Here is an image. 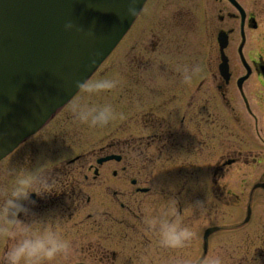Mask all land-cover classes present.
I'll list each match as a JSON object with an SVG mask.
<instances>
[{"label":"flooded vegetation","instance_id":"flooded-vegetation-1","mask_svg":"<svg viewBox=\"0 0 264 264\" xmlns=\"http://www.w3.org/2000/svg\"><path fill=\"white\" fill-rule=\"evenodd\" d=\"M143 10L122 41L119 95L106 94L120 105L119 137L45 167L61 190L33 194L32 210L66 217L69 264H264V0H148ZM70 104L45 127L53 133L10 155L13 169H33L46 137H76ZM173 195L195 233L181 249L145 225ZM197 202L203 213L186 210Z\"/></svg>","mask_w":264,"mask_h":264},{"label":"water","instance_id":"water-1","mask_svg":"<svg viewBox=\"0 0 264 264\" xmlns=\"http://www.w3.org/2000/svg\"><path fill=\"white\" fill-rule=\"evenodd\" d=\"M126 7L127 0H0V159L112 52L137 17L127 18ZM69 22L74 28L66 31Z\"/></svg>","mask_w":264,"mask_h":264},{"label":"clouds","instance_id":"clouds-1","mask_svg":"<svg viewBox=\"0 0 264 264\" xmlns=\"http://www.w3.org/2000/svg\"><path fill=\"white\" fill-rule=\"evenodd\" d=\"M138 4L139 0H127V18L132 19L138 15ZM73 28L71 22L65 24L66 31ZM95 63L94 58L92 64ZM191 79L189 70L184 69L183 82L190 83ZM117 85L118 81L114 79L74 82L76 88L88 95L111 91ZM72 112L77 120L91 127H107L115 119V110L111 104L96 106L76 103L72 106ZM44 165L33 169L20 166L12 170L14 182L0 201V237L6 241L4 248L0 249V264H69L75 255L73 241L66 235V217L56 212L40 215L32 210L31 206L36 203L33 194L43 199L59 194L61 190L59 175ZM179 203L174 195L168 196L153 214L145 218V225L157 233L159 243L164 248H184L195 234L184 223ZM185 208L192 213H203L205 204L197 202ZM202 264L224 262L221 257L212 256L205 258Z\"/></svg>","mask_w":264,"mask_h":264},{"label":"rangeland","instance_id":"rangeland-1","mask_svg":"<svg viewBox=\"0 0 264 264\" xmlns=\"http://www.w3.org/2000/svg\"><path fill=\"white\" fill-rule=\"evenodd\" d=\"M122 46L123 44L118 45L115 52L104 61L97 72L91 76L89 81L96 79H114L118 81L119 79H121L119 73L120 65L118 63V56ZM114 91L116 95H119L118 87L114 89ZM109 92L110 91L103 92L98 95H88L83 90H81L77 97H75L69 105L70 111H72L73 104L76 103L88 105H92L94 103V105L96 106H100V103L101 105L112 104L113 99H109V97H107L106 95ZM112 106L115 110V119L107 127H91L84 123L82 124V126L76 125V130L74 132L76 137H73L70 143H55L53 137H46V140H44L45 142L38 147V154L36 156L35 162L36 164L34 166L38 167L45 164L44 167H49V165L54 164L56 161L62 158L73 157L83 152L91 151L92 149L98 151L99 147L104 145V140L108 136L119 137L123 115L120 113V105L115 106L112 104ZM43 131H50V133L54 132L53 130L51 131L48 128L39 130L40 133ZM10 160V157H7L0 162V185L2 186L1 191H3V193L0 194V201L4 198L6 190L11 186L8 184V172L13 170ZM5 244L6 241L3 239V237H0V249H3Z\"/></svg>","mask_w":264,"mask_h":264}]
</instances>
